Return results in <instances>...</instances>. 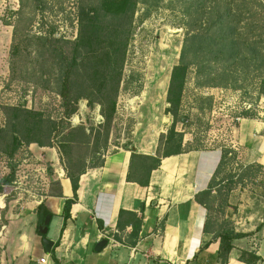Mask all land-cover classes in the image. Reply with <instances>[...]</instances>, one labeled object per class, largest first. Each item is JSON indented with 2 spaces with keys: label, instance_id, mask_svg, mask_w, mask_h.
Instances as JSON below:
<instances>
[{
  "label": "rangeland",
  "instance_id": "rangeland-1",
  "mask_svg": "<svg viewBox=\"0 0 264 264\" xmlns=\"http://www.w3.org/2000/svg\"><path fill=\"white\" fill-rule=\"evenodd\" d=\"M80 2L0 0V128L11 114L8 107L29 109L40 115L31 118L40 127L36 138L51 144L21 142L12 155L0 151V184L14 172L13 181L2 184L0 205L19 195L36 199L52 183L53 170L67 161L96 165L106 152L128 144L136 151L161 154L172 122L166 101L170 75L184 48L187 69L178 109L183 122L175 129L183 132L185 148H231L236 153L215 175L207 219L215 236L236 232L247 247L264 243V165L250 162V151L238 145L236 150L231 142L235 117L243 111L264 121V0H139L105 153L99 148L101 136L83 146L73 132L69 142V128L97 130L103 117L100 106L90 107L85 99L65 116L56 93L58 63L43 39L73 40ZM218 19L225 24L222 30L214 23ZM219 34L231 45L225 56L214 52ZM195 35L211 43L197 56L187 51ZM7 143L0 141V147Z\"/></svg>",
  "mask_w": 264,
  "mask_h": 264
},
{
  "label": "crops",
  "instance_id": "crops-1",
  "mask_svg": "<svg viewBox=\"0 0 264 264\" xmlns=\"http://www.w3.org/2000/svg\"><path fill=\"white\" fill-rule=\"evenodd\" d=\"M232 130V147L248 149L250 162L264 165V121L242 117ZM132 152L154 155L128 144L103 154L101 165L86 166L67 217L63 206L73 192L63 167L53 170L52 183L36 199L19 195L2 202L0 264H221L220 238L195 200L207 189L221 152L190 150L162 158L145 186L126 179ZM39 207L50 215L45 234L38 230ZM121 210L127 213L119 219ZM130 213L141 220L135 238ZM43 238L53 243L50 253ZM103 239L105 246L95 249ZM239 240H231L226 264H264V243L247 247Z\"/></svg>",
  "mask_w": 264,
  "mask_h": 264
},
{
  "label": "trees",
  "instance_id": "trees-1",
  "mask_svg": "<svg viewBox=\"0 0 264 264\" xmlns=\"http://www.w3.org/2000/svg\"><path fill=\"white\" fill-rule=\"evenodd\" d=\"M138 2L139 0H83L78 6L77 36L73 40L43 38L48 40L45 43H48L52 48L56 57L55 60L58 63L59 75L56 79L58 83L56 93L61 98V106L65 108V116L69 117L72 115L76 111L78 101L85 99L90 107L94 103L99 105L103 117V123L98 126L97 130L86 129L84 126L71 127L67 131L68 133H65L69 136L67 138H70V135L76 132L79 138L77 142L83 146H89L94 141H98L101 136L103 143L99 148L102 149L103 153H105L107 148L108 126L115 110L123 64L132 34L133 18ZM214 23L219 24L218 28L220 30L225 26L221 19L216 20ZM195 36L189 39L190 44L187 48V51H192L193 56L205 51L211 44L205 40L204 35ZM214 41V52L225 56L229 48H231L227 37H224L223 34L217 40L214 39ZM66 47H69V51L66 50ZM185 51L186 49L183 48L179 63L172 68L167 89L166 101L169 104L167 113L172 116V122L163 139L165 147L161 154L158 152L154 155H146L132 152L126 176L127 181L136 182L142 186L148 185L151 172L159 167L162 158L194 150L190 147L185 148V145H183V132L175 129L176 123L179 121L183 122V120L178 119V109L184 74L187 69V63L183 62ZM8 108L11 114L7 116L5 125L0 128V141L8 140V143L7 147H0L1 152L12 155L21 142L26 144L36 143L41 147L51 146L48 141H43L35 136L36 131L40 130V127L31 118L40 117L38 113L20 107ZM248 116L247 111L241 113V117ZM51 123L54 124L52 121ZM54 127L49 128V131L54 129ZM101 128H104V131H100ZM73 141L70 138L69 142L73 143ZM95 153L98 154V150ZM235 156L236 153L231 148L221 150L218 167L207 189L195 195V200L207 212L211 207L215 175L220 171L221 165ZM102 161L101 159L98 164L101 165ZM77 162L67 161L64 163V171L71 183L73 192V198L65 200L63 206L64 217L68 216L71 204L77 199L76 190L79 177L85 172L86 168L85 165L81 167ZM13 179L14 172L11 171L0 184V190L2 184H10ZM124 213H127V211L121 210L119 212V219ZM47 214L48 211L39 207L38 225L42 224ZM130 215L133 217L131 221V236L135 238L138 235L141 220L133 213H130ZM204 226L203 231H206V223ZM241 236L240 233H222L219 235L221 264H226L227 254L232 248L231 240ZM248 255L254 260L258 259L254 254L249 253ZM246 262L252 263L250 260Z\"/></svg>",
  "mask_w": 264,
  "mask_h": 264
},
{
  "label": "water",
  "instance_id": "water-1",
  "mask_svg": "<svg viewBox=\"0 0 264 264\" xmlns=\"http://www.w3.org/2000/svg\"><path fill=\"white\" fill-rule=\"evenodd\" d=\"M49 220H50V215L47 214L44 218L43 224L39 226L38 230L41 234H45L47 232V228H48V224H49ZM43 247L45 249V251L47 253H50L51 250V246H52V241H50L49 239L43 238ZM107 243V240L103 239L99 242L96 243V247L95 249H99L105 246V244Z\"/></svg>",
  "mask_w": 264,
  "mask_h": 264
},
{
  "label": "built area",
  "instance_id": "built-area-1",
  "mask_svg": "<svg viewBox=\"0 0 264 264\" xmlns=\"http://www.w3.org/2000/svg\"><path fill=\"white\" fill-rule=\"evenodd\" d=\"M240 117H241V116H240ZM240 117H239V116H236V117H235V120L239 121V120H240ZM4 189H5V187H4ZM40 262H41V263H44V262H45V259H44V258H41V259H40Z\"/></svg>",
  "mask_w": 264,
  "mask_h": 264
}]
</instances>
